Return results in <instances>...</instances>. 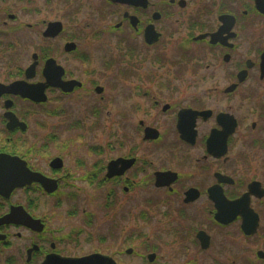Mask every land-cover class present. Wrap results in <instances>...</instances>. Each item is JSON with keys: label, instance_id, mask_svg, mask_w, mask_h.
<instances>
[{"label": "flooded vegetation", "instance_id": "obj_1", "mask_svg": "<svg viewBox=\"0 0 264 264\" xmlns=\"http://www.w3.org/2000/svg\"><path fill=\"white\" fill-rule=\"evenodd\" d=\"M258 5L264 0H101L92 21L110 24L66 33L61 20H43L33 52L34 24L24 20L32 10L0 0V156L21 159L45 180L0 194V264H123V258L173 264L160 243L144 251L132 244L83 251L96 234L94 214L85 208L62 211L68 219L84 216L69 225L51 224L49 211L38 213L44 199L52 210L70 199L86 203L84 185L107 215L118 200L125 208L122 196L135 189L155 195L147 205H175L169 210L183 222L180 234L174 232L181 264H264V12ZM202 70L217 72L218 79L207 80ZM41 115L59 124L38 121ZM69 118L75 121L64 127ZM110 118L121 120V142L105 146L121 153L80 157L68 168L65 129L93 119V131ZM32 124L50 128L44 144L27 138ZM101 150L88 145L86 151ZM160 151L169 157L156 164ZM37 154L45 167L33 163ZM198 202L190 219L187 209ZM166 223L162 227L172 229V220ZM98 241L106 243V235Z\"/></svg>", "mask_w": 264, "mask_h": 264}, {"label": "rangeland", "instance_id": "obj_2", "mask_svg": "<svg viewBox=\"0 0 264 264\" xmlns=\"http://www.w3.org/2000/svg\"><path fill=\"white\" fill-rule=\"evenodd\" d=\"M101 0H8V2L12 3L14 2L19 9H21L23 6H26L28 9H31L32 12L28 14L24 20L29 19V22L33 23V27L31 29L32 35V51L36 52L38 51V48L40 46V40L38 42V36L37 31H39L42 28V22L44 21H53V20H61L64 23L65 26V32L70 33L75 27H80L82 25H89V23H93L95 25L96 23H102L105 26L107 24H110L111 20L109 19H103L98 17L96 23L93 20L92 14L94 12V9L97 7ZM21 16H24L25 13H21ZM96 19V17H94ZM109 20V21H108ZM38 22V27H37ZM81 30L80 28H77L76 31ZM88 31V30H87ZM41 39V38H40ZM54 46H56V43H54ZM53 46V47H54ZM52 46H49L50 51L53 50ZM30 48V47H29ZM26 48L24 51L22 50V54H26L30 52V49ZM94 56V51H92ZM95 57V56H94ZM0 67L5 68L2 65L3 61H0ZM95 64H100V58L97 57L94 58ZM206 63L215 64V61L212 60H206ZM201 74L205 75L207 80H214L218 79L217 72H211V70L206 71L202 70ZM120 87V83L117 84ZM207 85H202L201 88L207 87ZM113 95L117 92L114 91L112 93ZM115 96V102L112 104V110L115 109L116 103L120 101V97ZM208 103H214V102H208ZM117 109V108H116ZM115 109V110H116ZM111 110V109H110ZM113 115V114H112ZM41 118L44 122H48L53 125L59 124V120L57 119H48L41 115L37 117L38 121H41ZM66 119L64 120V127H66L67 124L72 123L75 120ZM111 120L102 119L99 121V124L96 125L95 129L93 131H90L88 129L89 125L92 123L93 119H85L81 120L82 125H79L78 128H72L71 130H66L63 133L62 139H65L68 141L69 148L68 152H64L63 154L66 155L65 158V164L68 168H71L74 164V160L77 158H84L87 160L90 159H101L106 160L111 156L119 155L121 153V149L118 146L113 145V150H107L106 144L111 140L113 142L118 140L121 142V133H120V127H121V120L118 118H110ZM57 127V126H56ZM32 129H30V134L27 137L30 142H34L33 144L36 146L44 144L46 140H44V135H46L45 132L50 130L48 127L47 129L39 128L36 125L31 126ZM33 134V136H32ZM82 135L83 141L77 140V136ZM44 140V142H41V140ZM115 143V142H114ZM118 144V143H117ZM120 144V143H119ZM93 146V145H100L102 147L101 154L98 155H87V147ZM57 149L53 146L51 147L52 154H55ZM144 153L147 151H143ZM161 153L157 154V158L155 159V163H159V159L161 158L162 161H165L164 159H168L169 154L168 152L160 151ZM145 153V155H146ZM198 153L197 151L192 152V157ZM156 155V154H155ZM155 155L152 154V157ZM35 159L33 160L35 165L45 167L44 165V159L40 154H37ZM160 160V161H161ZM86 161V160H85ZM83 193L86 195V203L83 202V200L79 199L76 203H73L70 200H66V203L62 205L61 210H52L50 206L51 200H42L41 205L39 206L38 213H44V212H51L54 215L53 221L51 224L53 225H61V224H77L79 223L84 216L80 214L77 215L75 218L68 219L66 216L62 213L64 210H72L75 208V206L78 208L77 210L80 213V210L82 208H85L87 212L93 213V231L94 233V239L92 242H89L87 244H84L82 246L83 251H88L93 248H103L108 250L109 252H114L117 249L124 248V245H131L133 246L137 251H144L146 249L145 246L152 247L155 246L156 243H160L161 246V253L164 255L166 260H170L173 264H181L184 259V253L180 246L182 245L179 241L178 235L179 229L182 227L183 222L180 221V218H178V214H175L176 211L169 210L170 206H175L173 204L167 205V203H160L158 206H156V203L151 206L149 203L147 205L146 200H150L152 198L155 199V195H151L149 190H141V189H135L132 193L128 195L122 196L121 200L125 204V208H121L120 200L117 201L116 205L112 207L111 210H107L108 215L105 214L104 210L99 207L97 204L98 202H93L92 195L95 193L92 189H90L87 186H83ZM86 191V192H85ZM23 191L19 192L16 196V199L21 198L24 196ZM83 193L81 195H83ZM84 197V195H83ZM77 198V196L75 197ZM163 199V198H161ZM160 199V200H161ZM157 200V199H155ZM67 201H70L68 203ZM201 207V202L196 203L194 206L191 207V209L188 210V216L191 219V215L193 214V210L197 208V210ZM44 210V211H43ZM196 210V209H195ZM164 213V214H163ZM79 216V217H78ZM80 218H82L80 220ZM172 220V229L175 228V230H172L171 228L164 226L163 224L166 223L167 220ZM67 220V221H66ZM79 221V222H78ZM167 224V223H166ZM180 225V226H179ZM67 226V225H66ZM173 232V234H172ZM174 232H178L179 234H176ZM103 235H106V243L101 244L99 243V238ZM129 238V241L125 239ZM218 239H216L217 242ZM95 241V242H94ZM125 242V243H124ZM70 251L77 252V249L73 246H70L68 248ZM179 251H182L180 254ZM176 255H173V254ZM210 260V259H208ZM123 264H142L137 259L132 258H123L122 260ZM208 264L209 263L208 261Z\"/></svg>", "mask_w": 264, "mask_h": 264}, {"label": "water", "instance_id": "obj_3", "mask_svg": "<svg viewBox=\"0 0 264 264\" xmlns=\"http://www.w3.org/2000/svg\"><path fill=\"white\" fill-rule=\"evenodd\" d=\"M258 8L264 12V5H258ZM58 31L53 33H45L46 36H53L57 34ZM48 63H53L52 60H49ZM28 95V94H27ZM30 95V94H29ZM33 100H39L42 98H35L30 95ZM10 170L11 172H7ZM44 183V178L37 173H33L28 170L24 161L17 157L1 155L0 156V194L4 192H10L16 187H22L29 185L31 182ZM75 260H68L67 264H74Z\"/></svg>", "mask_w": 264, "mask_h": 264}]
</instances>
